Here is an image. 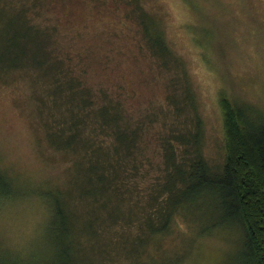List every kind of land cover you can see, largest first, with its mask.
I'll use <instances>...</instances> for the list:
<instances>
[{"label": "rangeland", "instance_id": "obj_1", "mask_svg": "<svg viewBox=\"0 0 264 264\" xmlns=\"http://www.w3.org/2000/svg\"><path fill=\"white\" fill-rule=\"evenodd\" d=\"M14 1L35 24L55 29L54 53L61 59L69 57L94 92L123 91L131 117L147 109H166L172 74L175 80L181 79L178 89L187 80L202 121V153L211 166L225 162L222 97L264 115V0H139V6L162 30L171 52L183 62L186 79L177 68L165 73L156 67L142 48L141 30L129 17L126 4L114 0ZM6 13L0 15V46L7 35L10 13ZM0 57L8 59L3 50ZM32 78L24 69L0 72V186L4 195L0 264L62 261L49 233L50 197L56 189H69L72 162L47 139L43 124L47 116L40 114ZM191 112L186 109L187 114ZM152 127L135 156L143 165L134 199L142 200L148 179L159 176L163 166L161 144L154 138L162 125L156 121ZM145 159L151 167H144ZM134 201L122 204L126 218L110 223L103 236L109 252L102 257L105 260L95 258L93 264H135L121 250L111 248L122 230L130 238L138 233L135 222L123 225L129 209L135 211ZM207 206L206 202L195 203L191 216L182 210L167 233L147 243L140 260L146 264H241L238 251L243 233L239 226L224 225V231L202 234ZM137 220L136 214L133 221Z\"/></svg>", "mask_w": 264, "mask_h": 264}, {"label": "trees", "instance_id": "obj_2", "mask_svg": "<svg viewBox=\"0 0 264 264\" xmlns=\"http://www.w3.org/2000/svg\"><path fill=\"white\" fill-rule=\"evenodd\" d=\"M114 1L128 6L129 17L141 30L142 48L156 67L165 73L177 68L186 79L183 62L171 52L162 30L139 0ZM1 3L0 15L4 17L6 10L10 14L0 46L8 59L0 57V72H30L40 114L47 116L43 123L47 139L72 162L69 189H56L50 197L49 233L61 264H93V259L105 258L109 247L103 236L110 223L126 218L122 204L134 200L135 211L129 209L123 225L135 222L138 233L130 238L122 230L111 248L121 250L135 264H146L140 257L147 243L167 233L176 215L182 210L190 215L193 205L202 202L208 205L202 234L237 225L243 233L238 251L241 264H264V115L222 97L225 162L211 166L202 153V121L187 80L178 89L181 79L172 74L166 109H147L131 117L123 91L94 92L69 57L58 58L54 28L35 24L14 0ZM188 108L191 114L186 113ZM156 121L163 127L154 136L161 144L163 166L159 176L148 179L141 203L133 197L143 165L135 156ZM143 162L151 167L149 159ZM136 214L138 220L133 221Z\"/></svg>", "mask_w": 264, "mask_h": 264}, {"label": "snow or ice", "instance_id": "obj_3", "mask_svg": "<svg viewBox=\"0 0 264 264\" xmlns=\"http://www.w3.org/2000/svg\"><path fill=\"white\" fill-rule=\"evenodd\" d=\"M3 199H4L3 187L0 186V208H2V206H3Z\"/></svg>", "mask_w": 264, "mask_h": 264}]
</instances>
